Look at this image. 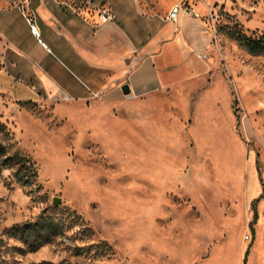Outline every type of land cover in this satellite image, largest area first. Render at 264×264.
Segmentation results:
<instances>
[{
    "label": "rangeland",
    "instance_id": "rangeland-1",
    "mask_svg": "<svg viewBox=\"0 0 264 264\" xmlns=\"http://www.w3.org/2000/svg\"><path fill=\"white\" fill-rule=\"evenodd\" d=\"M25 1L0 0V140L37 175L0 163V264H264V52L235 36H264V0H139L197 4L213 34L209 75L149 95L95 93L71 11L41 30Z\"/></svg>",
    "mask_w": 264,
    "mask_h": 264
},
{
    "label": "crops",
    "instance_id": "crops-1",
    "mask_svg": "<svg viewBox=\"0 0 264 264\" xmlns=\"http://www.w3.org/2000/svg\"><path fill=\"white\" fill-rule=\"evenodd\" d=\"M39 1L44 17L41 30L48 27L60 33L55 25L65 23L63 12L71 11L66 18V41L78 58L76 65L80 64L97 85L95 93L125 94L123 85L128 84L131 95H149L200 80L214 68L212 29L206 13H201L203 7L197 4L179 1L190 5L199 16L181 13L175 22L167 14L179 3L176 1L165 13L148 9L139 0ZM31 4V0L25 1V5ZM13 7L26 15V6ZM104 9L114 17L103 20ZM45 90L64 95L61 90Z\"/></svg>",
    "mask_w": 264,
    "mask_h": 264
},
{
    "label": "trees",
    "instance_id": "trees-1",
    "mask_svg": "<svg viewBox=\"0 0 264 264\" xmlns=\"http://www.w3.org/2000/svg\"><path fill=\"white\" fill-rule=\"evenodd\" d=\"M235 36L244 41L251 52H264V36L254 38L247 36L241 31H237ZM3 128V127H1ZM0 163L6 167L15 168V176L22 185H30L36 178L37 173L34 165L28 160V158L19 151L8 152V147L0 140ZM261 181L264 186L263 178ZM256 214V213H255ZM56 224L52 221L47 222L41 227L34 228L35 232L30 233L27 229L23 228L27 238L31 241H36L39 236L44 240H49L51 236L56 232ZM41 242L40 244H42Z\"/></svg>",
    "mask_w": 264,
    "mask_h": 264
},
{
    "label": "built area",
    "instance_id": "built-area-1",
    "mask_svg": "<svg viewBox=\"0 0 264 264\" xmlns=\"http://www.w3.org/2000/svg\"><path fill=\"white\" fill-rule=\"evenodd\" d=\"M181 13L187 14V15L194 14L196 16H199V13L195 12L194 9L190 5L183 3V2H179V3L175 4L172 7V9L169 11V13L167 14V18L176 22ZM113 17H114V15L109 9H104V11L101 13V18L103 20H110ZM210 18L213 21H215L214 14L212 12L210 13ZM29 20L31 22L32 32L36 36L39 35V29H38L37 24L34 22V20H35L34 17L33 18L30 17ZM247 238H248V235H247Z\"/></svg>",
    "mask_w": 264,
    "mask_h": 264
},
{
    "label": "water",
    "instance_id": "water-1",
    "mask_svg": "<svg viewBox=\"0 0 264 264\" xmlns=\"http://www.w3.org/2000/svg\"><path fill=\"white\" fill-rule=\"evenodd\" d=\"M123 90H124V92L126 93V94H129L130 93V87H129V85L128 84H124L123 85ZM61 202V197H55L54 198V203H56V204H59Z\"/></svg>",
    "mask_w": 264,
    "mask_h": 264
}]
</instances>
